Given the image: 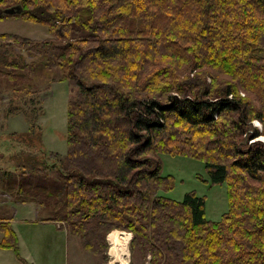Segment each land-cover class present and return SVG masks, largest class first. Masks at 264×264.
Wrapping results in <instances>:
<instances>
[{
	"label": "trees",
	"instance_id": "trees-1",
	"mask_svg": "<svg viewBox=\"0 0 264 264\" xmlns=\"http://www.w3.org/2000/svg\"><path fill=\"white\" fill-rule=\"evenodd\" d=\"M13 15L50 34L0 31V103L8 96L31 131L43 89L76 88L68 151L53 162L15 153L17 200H35L104 258L119 228L110 245L128 240L131 262L264 264V140H250L264 135V0H0V19ZM163 153L201 159L227 183L220 219L195 190L167 195ZM0 231V247L32 264L11 218Z\"/></svg>",
	"mask_w": 264,
	"mask_h": 264
},
{
	"label": "rangeland",
	"instance_id": "rangeland-1",
	"mask_svg": "<svg viewBox=\"0 0 264 264\" xmlns=\"http://www.w3.org/2000/svg\"><path fill=\"white\" fill-rule=\"evenodd\" d=\"M0 31H13L40 39L50 34L46 25L27 21L15 15L0 19ZM196 72L198 71L194 69L191 74L193 75ZM200 75L209 80L208 73H200ZM75 90L76 88L68 80H56L50 88L43 89L40 100H42L45 113L39 116L37 126L31 131V120L25 112L9 110V107L5 104L9 97L5 96V103H0L1 188L15 181V174L8 173L15 171L17 168L14 163L15 153L30 148L29 150L32 151L30 154L35 157L47 158L49 162H53L52 151L59 154H65L68 151V105L70 96ZM253 124L260 129L263 128V124L259 119H254ZM14 131L16 132L13 133ZM256 139L264 140V135L250 140ZM161 159L162 173L174 176V186L167 192V195L176 199H183L186 192L195 190L198 194L206 196V215L210 219H220L223 213L228 210L227 183H213L203 160L187 155L169 153L161 154ZM43 165L44 161L42 160L40 166L43 167ZM46 210L50 209L47 208ZM27 214V209L19 208V213L16 216L17 221L13 224L23 241L26 238L36 237L41 232L46 233V235L48 232L50 233L49 238L41 239L40 244L44 253L35 255L37 264H95V261H100V264H108L110 259V263L112 262L108 252L110 250L107 251V258L90 253L83 248L78 236L73 238L74 236L71 233L67 237L64 232L54 233V226L27 224L23 220ZM128 243L130 247V242L128 241ZM22 251H26V244L22 247ZM22 251L21 254H23ZM11 259L14 264H20L16 258ZM131 260L130 249L129 264H142L139 256H135L132 262Z\"/></svg>",
	"mask_w": 264,
	"mask_h": 264
},
{
	"label": "crops",
	"instance_id": "crops-1",
	"mask_svg": "<svg viewBox=\"0 0 264 264\" xmlns=\"http://www.w3.org/2000/svg\"><path fill=\"white\" fill-rule=\"evenodd\" d=\"M16 184L17 182L7 185L6 186L7 189L4 188V190H2L0 186V218H11V221L14 224L17 221L16 216L19 213V208H24V209H27L28 211V214L24 216L23 218L24 222H26L27 224H32V225L54 226L55 227L53 229L54 233L64 232L67 237V235H69L70 233L69 230L60 227L54 220L46 218V217H49V215H47L46 212L44 213V207H42L38 202H36L35 200H28V201L17 200L16 197H14V195H12L11 192H9L10 190L14 189ZM49 234H50L49 232L47 233V235L46 233L41 232L38 234V236L32 237L30 239L26 238L24 239V241L21 237H19L21 251H22V247L24 246V244H26V251L25 252L22 251L23 252L22 255L25 258H27L32 264H37V259L35 255H37L38 253H42V254L44 253L40 242H41V239L45 240V237L49 238ZM2 235L3 233L0 231V239L2 238ZM72 236H74L73 238H76L75 237L76 235L72 234ZM47 243L49 244V242ZM44 245H45V242L43 244V247ZM11 258L17 259L14 251L9 248L0 247V264H6V263L14 264ZM99 262L100 261H95V264H100Z\"/></svg>",
	"mask_w": 264,
	"mask_h": 264
},
{
	"label": "bare ground",
	"instance_id": "bare-ground-1",
	"mask_svg": "<svg viewBox=\"0 0 264 264\" xmlns=\"http://www.w3.org/2000/svg\"><path fill=\"white\" fill-rule=\"evenodd\" d=\"M109 253L112 258V262L110 264H125V262L126 264H129L130 249L128 242L118 241L114 243L111 246Z\"/></svg>",
	"mask_w": 264,
	"mask_h": 264
},
{
	"label": "water",
	"instance_id": "water-1",
	"mask_svg": "<svg viewBox=\"0 0 264 264\" xmlns=\"http://www.w3.org/2000/svg\"><path fill=\"white\" fill-rule=\"evenodd\" d=\"M21 11V5H18L16 7H10L6 10V12L9 13H19Z\"/></svg>",
	"mask_w": 264,
	"mask_h": 264
},
{
	"label": "clouds",
	"instance_id": "clouds-1",
	"mask_svg": "<svg viewBox=\"0 0 264 264\" xmlns=\"http://www.w3.org/2000/svg\"><path fill=\"white\" fill-rule=\"evenodd\" d=\"M125 264H126V262H125Z\"/></svg>",
	"mask_w": 264,
	"mask_h": 264
}]
</instances>
